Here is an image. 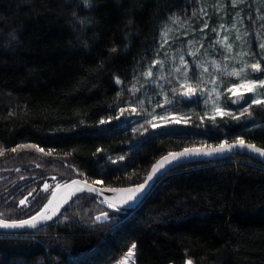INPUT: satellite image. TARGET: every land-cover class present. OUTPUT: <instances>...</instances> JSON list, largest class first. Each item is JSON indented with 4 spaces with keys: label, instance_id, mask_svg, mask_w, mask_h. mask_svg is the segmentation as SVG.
<instances>
[{
    "label": "trees",
    "instance_id": "trees-1",
    "mask_svg": "<svg viewBox=\"0 0 264 264\" xmlns=\"http://www.w3.org/2000/svg\"><path fill=\"white\" fill-rule=\"evenodd\" d=\"M198 1L0 0L1 218L34 215L74 178L141 183L182 148L241 139L264 147L261 105L236 121L183 103L191 123L145 133L122 116L164 26ZM260 9L244 5L252 35ZM133 245L134 264H264V163L243 152L183 163L133 209L83 194L46 226L0 233V264H115Z\"/></svg>",
    "mask_w": 264,
    "mask_h": 264
},
{
    "label": "rangeland",
    "instance_id": "rangeland-1",
    "mask_svg": "<svg viewBox=\"0 0 264 264\" xmlns=\"http://www.w3.org/2000/svg\"><path fill=\"white\" fill-rule=\"evenodd\" d=\"M246 2L199 0L187 15L167 22L152 62L131 89V102L122 111L124 119L144 133L189 124L192 114L182 105L188 103L184 97L189 94L194 96L190 102L201 106L207 119L227 116L242 121L259 105L264 113V14L262 26L252 35L245 27ZM252 2L258 10L264 6V0ZM254 63L260 64V71L252 70ZM149 70L150 76L146 75ZM248 82L256 88L252 92L239 89L243 96L234 103L236 86ZM257 99L261 103H255ZM134 259L131 247L115 264L126 260L134 264Z\"/></svg>",
    "mask_w": 264,
    "mask_h": 264
},
{
    "label": "water",
    "instance_id": "water-1",
    "mask_svg": "<svg viewBox=\"0 0 264 264\" xmlns=\"http://www.w3.org/2000/svg\"><path fill=\"white\" fill-rule=\"evenodd\" d=\"M194 99V96L192 94H189L187 96L184 97V101L185 102H190ZM238 140L235 141H226V142H221L218 144H210V145H200V146H191V147H186V148H205L206 150L210 151L212 148L218 147L221 144H225V145H235L234 147L231 148V150L228 151H224V152H216V153H212L211 155H206V154H200V155H189V156H185L180 158L179 160H175L172 161L171 163H166L164 165L163 168H160L155 174H153L152 170L153 167L157 165L158 162H160L164 157L168 156L169 153H180L183 152V150L185 148L179 149V150H175V151H171L165 155H163L161 158H159L154 165L152 166L151 170L149 171L147 177L149 175L152 176L151 180H147L146 179L138 184L135 185H131V186H127V187H113V186H106L103 185L102 183L100 184H95L93 182L87 181L85 179L82 178H74L72 180H69L67 182L61 183L59 184L54 190L53 193L55 194V198L53 199V197L50 195L49 199L47 200V202L43 205V207L37 212H42L44 211L45 205L48 204L49 200H52V204L48 207L47 212H45V215H49L51 216V219L48 220H37L35 222V226L32 225H23V226H19L21 224L22 221L25 220H31L32 217L37 216V213H35L34 215L26 218V219H22V220H6L0 217V224H8V225H16V226H10V227H2L0 226V233H4V234H17V233H23V232H30L33 230H36L38 228H41L43 226H46L48 224H50L51 222H53L54 220H56L61 214L62 212L65 210V208L72 203L77 197L83 195V194H94L100 198H102L104 201H106L107 203H112L114 205H116L117 207H122L125 209H133L136 208L139 204H141V202L145 199V197L151 192V190L154 188V186L156 185L157 181L163 176L165 175L169 170H171L172 168L181 165L183 163H187V162H193V161H199V160H209V159H218V158H223V157H227L229 155H232L234 153L237 152H243V153H247L250 154L252 156H254L255 158H257L258 160H260L261 162L264 163V155H261L247 147H240L237 144ZM245 144H252L255 145L258 148L264 149V147L244 140ZM80 181V184H72V181ZM147 180V183H146ZM86 182V184H85ZM140 184H145V188L142 192L137 193L136 194V198L134 200L129 201L127 204L122 203V201L124 199H126L128 193L124 192V191H119L122 189H130V188H136L138 185ZM66 185H71V187H66ZM86 185H91L92 187L98 189L99 192L102 193L101 194H97L95 192H89L86 190ZM79 188H84L85 190L83 191H78L77 189ZM109 189L115 190V191H109ZM67 201V202H65ZM54 213V214H53Z\"/></svg>",
    "mask_w": 264,
    "mask_h": 264
},
{
    "label": "snow or ice",
    "instance_id": "snow-or-ice-1",
    "mask_svg": "<svg viewBox=\"0 0 264 264\" xmlns=\"http://www.w3.org/2000/svg\"><path fill=\"white\" fill-rule=\"evenodd\" d=\"M261 47H264V44H262ZM251 68H252V70L254 72L255 71H260V64L259 63H254V64L251 65ZM151 74H152L151 70H149L146 73V75H149V76ZM117 83H119L118 80H117ZM261 84L264 85V80L261 81ZM241 88L245 89L248 92H252L256 88V84L252 83V82H248V83H241V84L237 85L236 89L233 91V95L237 96V101H233L234 103L238 102V100L243 96V93L239 91V89H241ZM192 91H194V90L193 89H189V92H192ZM254 102L255 103H261V101L258 100V99L255 100ZM217 111L220 112L221 114H223L220 109H217ZM161 119H163V118H161ZM177 123H179V121H177ZM153 126L155 127L156 125H153ZM237 144L240 147H242V148L243 147H247V148H249V149H251V150H253V151H255V152H257V153H259L261 155H264V149L258 148V147H256L255 145H252V144H245V141L243 139L238 140ZM234 146L235 145L221 144L218 147L212 148L210 151L206 150L205 148H185L183 150V152H180V153H169L168 156L164 157L160 162L157 163L156 166L153 167L152 172H153V174H155L160 168H163L166 163H171L172 161L179 160L180 158L185 157V156L200 155V154L211 155L212 153L224 152V151L231 150V148L234 147ZM18 147L27 148V147H36V146L35 145H19ZM11 151L15 152V151H17V148H12ZM39 151L40 152H44V149L43 148H39ZM121 159H123V157H121ZM151 179H152V176L149 175L147 177V180H151ZM147 180H146V183H147ZM93 183L100 184L102 182L101 181H94ZM72 184L79 185L80 181L74 180V181H72ZM85 184H86V182H85ZM66 187H71V185H66ZM144 188H145V184H140L136 188L119 190V191H124V192L128 193L126 199H124L122 201V203L127 204L129 201L134 200L136 198V194L142 192L144 190ZM48 190H49V185L45 183L44 186H43V191L48 192ZM77 190L78 191H83L85 189L84 188H79ZM86 190L89 191V192H95L97 194H101L102 195V193L99 192L98 189L92 187L91 185H86ZM109 191H115V190L109 189ZM48 194L51 195L53 197V199L55 198V194L53 192H48ZM29 195H31V193H29ZM26 200H27V197L25 198V200H21L20 201L21 205L25 204ZM65 202H67V201H65ZM51 204H52V200H49L48 204L45 205L44 211L37 213V216L32 217L31 220L22 221L19 226H23V225L35 226V222L37 220H48V219H51V216L45 215V212H47L48 207ZM108 207L112 208V207H116V205H114L112 203H108ZM102 219L103 220H107L108 219V214L106 212L102 213L101 216H97L96 217L97 221H101ZM0 226H2V227H10V226H16V225L0 224ZM132 247L134 249L135 245H133ZM131 256H132V253H129V257H131ZM123 264H127V260L125 262H123ZM186 264H193V262H192V260L189 259V260L186 261Z\"/></svg>",
    "mask_w": 264,
    "mask_h": 264
}]
</instances>
